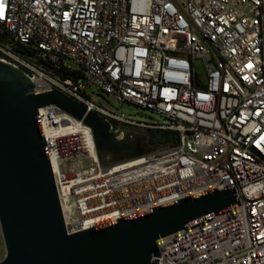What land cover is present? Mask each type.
Masks as SVG:
<instances>
[{
  "label": "built area",
  "instance_id": "built-area-1",
  "mask_svg": "<svg viewBox=\"0 0 264 264\" xmlns=\"http://www.w3.org/2000/svg\"><path fill=\"white\" fill-rule=\"evenodd\" d=\"M0 36V59L37 92L60 90L116 131L177 133L103 167L89 126L40 109L69 232L234 187L241 206L158 240V264H264V0H0ZM92 86L167 122L96 105Z\"/></svg>",
  "mask_w": 264,
  "mask_h": 264
},
{
  "label": "water",
  "instance_id": "water-1",
  "mask_svg": "<svg viewBox=\"0 0 264 264\" xmlns=\"http://www.w3.org/2000/svg\"><path fill=\"white\" fill-rule=\"evenodd\" d=\"M51 106L92 129L103 167L167 147L151 143L149 129L113 130L112 121L60 90L37 92L24 68L0 59V264H158V240L241 206L234 187L217 188L69 232L39 117Z\"/></svg>",
  "mask_w": 264,
  "mask_h": 264
},
{
  "label": "rangeland",
  "instance_id": "rangeland-1",
  "mask_svg": "<svg viewBox=\"0 0 264 264\" xmlns=\"http://www.w3.org/2000/svg\"><path fill=\"white\" fill-rule=\"evenodd\" d=\"M71 65L75 68L78 66L71 63ZM197 74L202 75L203 70L198 68L197 69ZM88 94L91 96V100L96 104L99 105L111 112L116 113L117 115L124 116L127 118H131L137 121H142V122H167V120L158 114L151 112L149 110H145L142 108H139L133 104H130L128 102H120L118 101L113 95L111 94H106L96 88L95 86L89 87L88 88ZM132 131H136L138 133H146V131L141 130V129H131ZM6 256V246L3 238V234L1 231V226H0V262L5 259Z\"/></svg>",
  "mask_w": 264,
  "mask_h": 264
},
{
  "label": "trees",
  "instance_id": "trees-1",
  "mask_svg": "<svg viewBox=\"0 0 264 264\" xmlns=\"http://www.w3.org/2000/svg\"><path fill=\"white\" fill-rule=\"evenodd\" d=\"M39 62L45 64L47 68H51V66L46 64L43 60H39ZM57 73L63 77V72L57 71ZM113 124L114 126L117 125L116 122H113ZM149 140L151 143H162L165 145H175L178 142L177 133L172 130H151Z\"/></svg>",
  "mask_w": 264,
  "mask_h": 264
},
{
  "label": "bare ground",
  "instance_id": "bare-ground-1",
  "mask_svg": "<svg viewBox=\"0 0 264 264\" xmlns=\"http://www.w3.org/2000/svg\"><path fill=\"white\" fill-rule=\"evenodd\" d=\"M44 81L43 80H40L39 81V84L41 85V86H43L44 85ZM68 125H69V130L70 131H74V132H80V131H84L83 129H82V126L80 125V123H77L76 121H72L71 123L70 122H68L67 123ZM83 133H85V132H83Z\"/></svg>",
  "mask_w": 264,
  "mask_h": 264
}]
</instances>
